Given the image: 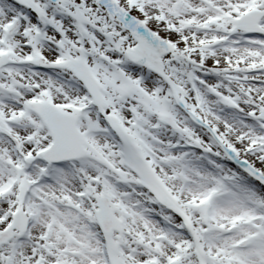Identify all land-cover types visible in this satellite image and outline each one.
I'll list each match as a JSON object with an SVG mask.
<instances>
[{
	"label": "snow or ice",
	"instance_id": "6c2138e0",
	"mask_svg": "<svg viewBox=\"0 0 264 264\" xmlns=\"http://www.w3.org/2000/svg\"><path fill=\"white\" fill-rule=\"evenodd\" d=\"M0 264H264V0H0Z\"/></svg>",
	"mask_w": 264,
	"mask_h": 264
}]
</instances>
